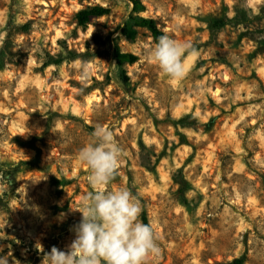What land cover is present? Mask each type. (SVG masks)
<instances>
[{
	"label": "rangeland",
	"instance_id": "rangeland-1",
	"mask_svg": "<svg viewBox=\"0 0 264 264\" xmlns=\"http://www.w3.org/2000/svg\"><path fill=\"white\" fill-rule=\"evenodd\" d=\"M141 2V16L198 51L183 57V79L141 54L154 44L146 29L126 39L130 0H0L7 264H41L74 239L73 210L90 190L78 152L97 125L125 152L110 190L130 189L159 237L148 264H225L245 250V264H264V0ZM95 5L111 13L79 26L77 13ZM115 46L138 58L123 66L127 82Z\"/></svg>",
	"mask_w": 264,
	"mask_h": 264
},
{
	"label": "clouds",
	"instance_id": "clouds-1",
	"mask_svg": "<svg viewBox=\"0 0 264 264\" xmlns=\"http://www.w3.org/2000/svg\"><path fill=\"white\" fill-rule=\"evenodd\" d=\"M141 54L168 78L181 80L186 75L183 57L198 56V51L161 35ZM90 137L78 152L81 165L87 168L90 190L81 195L78 210H73L81 214L72 228L74 239L65 250L53 246L44 253L41 264H148L150 259H158L159 237L151 224L141 220V201L127 187L109 188L119 173L124 150L106 126L97 125ZM0 264H7V258H0Z\"/></svg>",
	"mask_w": 264,
	"mask_h": 264
},
{
	"label": "trees",
	"instance_id": "trees-1",
	"mask_svg": "<svg viewBox=\"0 0 264 264\" xmlns=\"http://www.w3.org/2000/svg\"><path fill=\"white\" fill-rule=\"evenodd\" d=\"M132 3V10L130 12L128 20L124 23L122 27V32L126 36V39L130 42H133L137 36V28L146 29L153 39V42H157L158 38L161 35H164L163 31L158 27L157 22L149 17L141 16V13L145 11V6L141 2V0H130ZM111 13V9L101 5H95L91 7H87L83 10H80L76 15L77 24L79 26H84L88 24L91 20L95 18H100L103 16H108ZM217 26L219 23H217ZM28 25H22V31H27ZM114 58L119 69V76L123 82H127L129 78L125 75V71L123 70V66L125 64H133L137 61V56L132 53H121L119 49L115 46L114 48ZM37 137H33L29 142V147L35 152V163H38L40 156V149L35 146L34 142H36ZM144 223L148 224L147 217L143 215ZM247 261V250H245L244 254L240 257L235 258L231 262L225 264H245Z\"/></svg>",
	"mask_w": 264,
	"mask_h": 264
}]
</instances>
